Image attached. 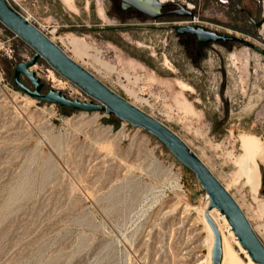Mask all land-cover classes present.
<instances>
[{
    "label": "rangeland",
    "instance_id": "1",
    "mask_svg": "<svg viewBox=\"0 0 264 264\" xmlns=\"http://www.w3.org/2000/svg\"><path fill=\"white\" fill-rule=\"evenodd\" d=\"M175 1L194 18L120 19L111 0H8L107 87L176 132L264 244V54L177 33L200 25L264 50V24L251 20L264 15V1ZM34 53L0 21V264H210L204 215L213 208L195 174L154 135L105 110L21 90L15 68ZM30 70L42 93L100 104L43 57Z\"/></svg>",
    "mask_w": 264,
    "mask_h": 264
},
{
    "label": "water",
    "instance_id": "2",
    "mask_svg": "<svg viewBox=\"0 0 264 264\" xmlns=\"http://www.w3.org/2000/svg\"><path fill=\"white\" fill-rule=\"evenodd\" d=\"M121 1L124 9H135L154 20L168 14H174L181 19L191 20V18H194L193 10L183 5H179V8L173 12H166L164 8L168 4L161 3L159 0ZM0 21L35 50L34 55L29 60L18 63L15 68L14 82L21 90L37 100L59 104L74 110H105L108 114L114 115L132 126L144 129L154 135L181 164L195 174L203 189L209 195V209L218 208L226 216L239 243L249 253L251 259L257 264H264V244L255 233L246 215L226 187L176 132L107 87L97 77L67 55L58 44L29 22L19 11L13 8L8 0H0ZM263 23L264 16L260 21L255 22V25L259 28ZM177 33L180 36L191 34L197 38L200 44L215 42L239 43L264 54L262 48L247 39L209 30L203 26L181 25L177 28ZM41 57L45 58L62 76L73 82L85 93L100 102V104H95L93 101L71 100L62 94L61 91L54 89H50L47 93H42V89L45 86L44 83L41 78L37 77L35 72L30 70ZM23 75L30 80L34 87L33 90L21 81ZM205 216L215 234L212 264H221V236L209 213H206Z\"/></svg>",
    "mask_w": 264,
    "mask_h": 264
},
{
    "label": "bare ground",
    "instance_id": "3",
    "mask_svg": "<svg viewBox=\"0 0 264 264\" xmlns=\"http://www.w3.org/2000/svg\"><path fill=\"white\" fill-rule=\"evenodd\" d=\"M99 3H100L99 5H101L102 1H100ZM98 15L101 19L106 20V16H105L103 9L100 10ZM76 54L81 56L82 51L78 49V50H76ZM259 184H260V182L257 181V186H259ZM263 207H264V204H263ZM206 213H209L211 220L214 222V224H215V226H216V228L219 231L220 236H221V243H222V261H221V264H244L240 258L241 255H239V251L237 252L235 250L234 246L228 242L223 230L221 229V223L219 220H221L225 224L229 223L226 216L223 213H221L218 208H215V207H213V211L206 210ZM204 219H205V226L209 232L210 241H211L210 252H209L210 257L209 258H210V264H212V254H213V247L215 244V234H214V231H213V228H212L210 222L207 220L205 215H204ZM229 226H230V224H229ZM229 233H230L229 235L233 236V238L235 237V234H234L232 229L230 230ZM207 241H208V238H207ZM235 241H236V244L240 247L241 252L244 253L245 258H247L251 264H257L251 259V257L249 256V253L241 246L238 239H236ZM206 260H207V258H206Z\"/></svg>",
    "mask_w": 264,
    "mask_h": 264
},
{
    "label": "flooded vegetation",
    "instance_id": "4",
    "mask_svg": "<svg viewBox=\"0 0 264 264\" xmlns=\"http://www.w3.org/2000/svg\"><path fill=\"white\" fill-rule=\"evenodd\" d=\"M161 3H167L168 5L164 8V11L166 12H173L175 10H177L179 8V5H183L184 7L189 9V6L186 5V3L182 4L178 1H171V2H166V0H159ZM258 2H262L264 0H257ZM111 4H112V8L115 11V13L118 15V17L120 19H128L129 17H137V18H149L146 15L140 13L139 11L135 10V9H130V10H126L123 8L122 5V1L121 0H111ZM196 7V6H195ZM191 8V6H190ZM193 10V9H191ZM249 15H251V13L249 12ZM170 16H176L174 14H168L166 16L163 17H170ZM195 16V13H194ZM264 16V15H263ZM262 16V17H263ZM178 17V16H176ZM262 17L259 19V21L262 19ZM179 18V17H178ZM192 19V18H191ZM251 20L255 23L258 21H255L252 17ZM185 23H189V21H185ZM264 24V23H263ZM194 26H200V25H194Z\"/></svg>",
    "mask_w": 264,
    "mask_h": 264
},
{
    "label": "built area",
    "instance_id": "5",
    "mask_svg": "<svg viewBox=\"0 0 264 264\" xmlns=\"http://www.w3.org/2000/svg\"><path fill=\"white\" fill-rule=\"evenodd\" d=\"M189 6V5H188ZM16 9V8H15ZM18 11V10H17Z\"/></svg>",
    "mask_w": 264,
    "mask_h": 264
}]
</instances>
